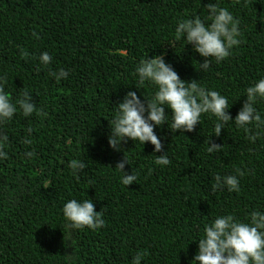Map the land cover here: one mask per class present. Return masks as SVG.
<instances>
[{
	"label": "trees",
	"instance_id": "obj_1",
	"mask_svg": "<svg viewBox=\"0 0 264 264\" xmlns=\"http://www.w3.org/2000/svg\"><path fill=\"white\" fill-rule=\"evenodd\" d=\"M207 3L233 14L241 43L201 70L204 58L175 28L185 18L204 19ZM43 51L52 56L48 66L39 64ZM147 54H163L179 78L220 92L235 117L244 89L264 76V0H0V86L14 98L29 92L47 110L43 120L17 113L4 128L0 264H65L66 256L73 264H131L138 250L147 254L141 264H193L196 240L217 215L244 220L264 211V135L250 143L229 123L211 136L215 117L208 115L191 132L161 125L153 131L167 166L154 163L161 152L148 142L125 139L119 151L108 145L117 102L128 91L143 99L155 90L136 84L135 66ZM60 68L67 78L53 79L49 72ZM256 106L264 114V101ZM28 128L31 159L21 143ZM207 141L221 147L208 153ZM123 156L125 173L137 176L127 186L114 169ZM74 158L86 165L76 176ZM237 169L239 192L211 191L216 175ZM70 199H91L105 225L69 237L62 206Z\"/></svg>",
	"mask_w": 264,
	"mask_h": 264
},
{
	"label": "clouds",
	"instance_id": "obj_2",
	"mask_svg": "<svg viewBox=\"0 0 264 264\" xmlns=\"http://www.w3.org/2000/svg\"><path fill=\"white\" fill-rule=\"evenodd\" d=\"M205 6L206 17L185 18L177 22L176 37L191 45L193 51L204 58L199 67L207 70L210 58L219 63L230 56L232 49L241 43L238 21L233 14L215 3ZM208 22V23H205ZM35 35V33L33 34ZM41 66H48L52 56L43 51L38 57ZM137 86L148 84L155 90L150 97L139 98L136 91H128L117 102V108L111 118L108 145L114 150L120 149V142L125 139L138 141L141 145L148 142L153 146V152H161L162 141L153 129L166 125L175 132H191L199 123L203 115L215 117L213 134L219 137L221 129L229 123L247 133L250 143L264 135V114L257 108V104L264 101V76H260L244 89V100L235 117L228 112L227 98L220 92L205 88L196 80L184 81L179 78L172 66L163 59V54L154 55L140 60L134 69ZM55 80L67 78L68 72L63 68L49 72ZM136 90L137 87H135ZM165 108L169 110L165 112ZM19 113L23 117L34 114L43 120L47 117L44 106H37L32 95L21 92L15 98L0 86V161L8 159L6 149L9 147V136L4 131L5 126ZM170 125V127L168 126ZM254 129V130H253ZM26 135L21 143L25 146L23 155L31 159L35 155L32 129L25 130ZM208 143L206 151H218L221 145ZM156 165L167 166L170 160L165 151L156 156ZM125 165L129 161L123 156L114 167L120 173V182L127 186L137 180L131 172L126 174ZM85 163L80 159H72L69 168L73 176L85 169ZM242 173L237 169L235 174L216 175L211 185V191L227 189L230 192L240 191V177ZM62 216L65 221L67 235L73 230L85 227L98 230L105 225L101 211H94L91 199H70L62 206ZM197 241V251L192 260L193 264H264V211L251 210L244 220L231 214L217 215L210 225L202 229L201 237ZM147 254L136 251L131 258V264H141ZM65 264H73L71 256L65 257Z\"/></svg>",
	"mask_w": 264,
	"mask_h": 264
}]
</instances>
